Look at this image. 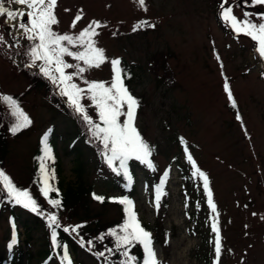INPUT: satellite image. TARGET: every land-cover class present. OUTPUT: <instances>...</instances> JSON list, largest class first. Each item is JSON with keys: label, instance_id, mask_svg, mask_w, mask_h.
Returning <instances> with one entry per match:
<instances>
[{"label": "rangeland", "instance_id": "1", "mask_svg": "<svg viewBox=\"0 0 264 264\" xmlns=\"http://www.w3.org/2000/svg\"><path fill=\"white\" fill-rule=\"evenodd\" d=\"M221 3L222 0H145V7H140L137 0H57L54 10L58 23L52 27L59 34L75 37L94 21L101 25L93 40L96 47L104 50L107 61L98 68L86 69L83 78H74L79 87L87 88L84 80L110 83L112 59H119L121 66L128 64L132 70L128 90L139 101L135 127L153 147L154 158L151 170L136 168V192L131 200L143 227L150 230L160 264H213V219L221 237L219 264H264V61L254 55V45L248 37L236 36L221 19ZM5 7L27 11L13 3ZM225 7H231L238 18L249 13L253 23L264 22L260 19L264 5H252L251 0H227ZM77 14L82 19L72 27ZM26 17L6 22L0 16V36L12 48L17 49V35L21 33L13 25L27 24ZM141 21L155 27L141 26L133 31ZM69 47L71 51L83 50ZM64 59L77 63L71 57ZM20 67L19 56L12 55L11 60L0 57V97L20 95L34 123L27 133L8 140L2 159L5 174L19 189H26L39 140L45 131L54 129L57 139L47 146L50 150L56 146L59 178L64 184L83 181L98 195L118 197V183L106 169L96 167L92 150L82 141H75V135H66L77 128L49 108L41 90L29 89L32 82L21 75ZM225 81L236 107L229 102ZM81 103L97 121L87 93ZM72 146L78 151L69 152ZM187 155L208 177L215 213L209 208L203 181ZM82 162L83 179L78 175ZM165 172L169 173L167 188L159 193L157 208V189L164 184H158L156 190L155 186ZM31 193L41 210L37 214L45 222L43 225L48 227L47 215L55 214L62 230L67 227V233L75 239L79 237L81 244L87 243L79 228L71 230L80 226L78 217L49 205L38 197L35 188ZM90 208L105 224L122 223L124 212L115 202L92 204ZM18 224L20 243L9 248L12 221L7 213L0 214V260L4 263L10 256H17L21 247L26 249L23 229ZM46 227L31 234L29 264H38ZM74 257L77 264H97L82 247Z\"/></svg>", "mask_w": 264, "mask_h": 264}, {"label": "snow or ice", "instance_id": "2", "mask_svg": "<svg viewBox=\"0 0 264 264\" xmlns=\"http://www.w3.org/2000/svg\"><path fill=\"white\" fill-rule=\"evenodd\" d=\"M137 2L140 7H145V0H137ZM11 3L24 6L27 9L25 12L18 9L6 8L3 0H0V16L5 17L6 22L18 19L22 21L24 16L28 18L27 24L20 22L13 25L18 30H22L25 39L32 42L25 53L29 58L25 67L38 68L39 73L57 87L59 94L66 98L68 105L74 109L75 113L88 126L91 137L102 145L100 154L108 166L117 172L118 175L122 172L126 180L131 179L127 169V161L130 159L135 158L142 163H146L149 168H153L151 161L148 159L151 155V148L143 140L135 127L136 110L139 107V101L130 93L124 83V80L130 78V76L121 67V61L119 59H112L110 61L113 73L110 83L84 80L83 83L87 85V88H81L73 82L74 78H83L86 69L98 68L107 61L104 50L96 47L93 40V37L98 35L96 28L101 26L100 22L94 21L90 23L88 27L80 31L75 37L69 34H59L52 27L58 23L54 12L57 0H11ZM226 3L227 0H222L220 5L221 19L231 27L236 36L243 35L248 37L253 42L254 55L258 56L261 61H264V22L253 23L248 19L249 13H245L244 18H238L233 14L231 7H225ZM251 4L264 5V0H251ZM81 19L82 16L77 14L72 22V27H75L76 23ZM260 19L264 20V14L260 15ZM141 26L155 27V25L149 24L147 21H141L140 24L133 27V31H136ZM0 42H3V36H0ZM69 46H79L83 50L71 51ZM65 56L71 57L77 63L70 64L66 62ZM216 58L219 60V56ZM80 62L84 66H81ZM68 69H75V71L68 72ZM261 75L264 76V72ZM224 89L229 102L233 107H236L227 81H225ZM85 93H87V99L91 102V106L96 109L98 122L86 112L85 107L81 103V100L85 98ZM0 99L9 104L12 115L16 118V122L10 128L13 135L31 125V119L22 111L12 97L2 96ZM121 117H124L123 121H121ZM237 119H241L238 113ZM46 136L47 134L41 141L44 145V157L41 158L42 162L40 164L39 183L42 185L40 192L47 199L49 205L59 209L61 201L59 199H52L49 196V193L55 189L49 184V174L43 163L44 158H51V150L47 147ZM180 140L183 144L184 140L182 137ZM185 152L187 153L186 148ZM187 159L192 162L195 173H198L203 181L209 208L215 213L216 206L212 201L207 175L196 167L191 155H187ZM117 161L119 162L118 168L114 167V163ZM164 175L166 176L167 172ZM51 178L54 179V176ZM164 183L165 181L162 178L160 185L163 186ZM0 184L3 185L7 196L15 204L21 205L32 212L39 213L41 211L37 201L29 191L15 186L10 177L3 171H0ZM56 191L58 196L59 192L58 190ZM157 192L156 206L158 208L161 188H158ZM93 198L101 203L104 202V197L102 196L94 194ZM115 202L124 205L125 218L121 225L109 230L108 235L114 237L115 244L114 248H109L107 251L110 254L120 252V255L124 258L120 261V264H160L157 259V253L153 248L151 233L140 222L134 210L133 201L125 197ZM47 220L49 227H60L55 214L47 215ZM79 227L81 226H75L71 230L75 232ZM55 228H53L51 233L54 248L57 246ZM211 228L212 232L215 233L213 264H219L222 245L219 228L215 219H213ZM63 230L65 232L69 231L67 227ZM16 243L17 240L15 234H13L9 248ZM87 243L91 245L92 241H88ZM137 244L141 246L143 252V258L139 261L136 256L131 254L132 247ZM97 255L104 256L105 253L100 252ZM63 260L67 264H71L66 247L64 248Z\"/></svg>", "mask_w": 264, "mask_h": 264}, {"label": "trees", "instance_id": "3", "mask_svg": "<svg viewBox=\"0 0 264 264\" xmlns=\"http://www.w3.org/2000/svg\"><path fill=\"white\" fill-rule=\"evenodd\" d=\"M3 3L5 6L7 3H11V0H3ZM26 22H28V18H26ZM17 41H18L17 49L10 47L9 45L10 43L8 44L4 40L3 42H0V57L9 60L12 59V55L20 57L21 67L18 70L21 73V75H23L24 77H26L27 80L32 82V85L29 87V89L34 90V87H37L39 90H41L42 94H44L45 97L47 98V101L50 105L49 108L57 112L58 114H61V116L68 118L72 122V124L77 128L78 132L77 131L73 132L74 134L66 133V135H68L69 137L75 135V139H74L75 141H82L83 143H85V146L88 149H90V151L92 150V153L94 154L96 161V167L98 169H106V171L115 180V182L118 183L120 194L118 197H114L113 199L106 198L104 195L102 196L96 194L90 185H86L83 181L79 182L78 180L77 182H74L72 184L65 185L63 180L59 178V175L61 174L60 163H59L60 160L56 155V146H54L53 149H51V158L43 159V163L45 164V168L49 174V184L52 186L53 189H55L49 193V196L52 199H59L61 201L60 210L62 212L79 218L80 222L78 224H80L81 226L79 227L80 236L81 238L86 239L87 242L92 241V244L89 245L88 243H86L85 245L83 244L82 246L79 237H77L76 240L71 234L63 231L61 227L59 228H55V226L46 227L45 224L43 225V223L45 222L37 213H34L29 209L24 208L21 205L15 204L14 201L7 196V192L3 188V185L0 184V214L4 212L7 213L10 217V220L12 221L13 234H15L17 240V243L15 245H19L20 243L19 241L20 231L18 226L19 225L18 223L20 222V226L23 229V234L25 237L22 242L24 244V247L26 248L24 250L21 247L19 250V254L17 256H10L9 262L7 261L5 263L2 262V260H0V264H29L28 258L29 257L31 258L32 255V253L29 252L28 250V244L31 240V234L33 232L39 231L40 229L43 230V226L46 227L45 229L46 232L43 233V237H42L43 247L41 248V251L38 253L39 256L37 260L38 264H49L50 262H52L53 264H67V262L63 260L65 247L67 248L68 257L69 260L71 261V264H77L76 258L75 257L73 258V256L77 254V250H81V247L84 250H86L88 253H90L93 256V258H95L97 264H120V261L124 259L120 255V252H114L113 254H110L107 251V249L109 248H114V244H115L114 237L108 235V232L110 229L117 228L119 225L110 226V224L103 223L100 216L97 213L92 212L90 207L92 204H99L101 206H104L106 205V203L115 202L125 197L131 200L132 196L136 192V175H135L136 168H140L143 170H151L152 168H149L146 163H142L140 160L133 158L127 161V169L131 177L130 180H126L122 172L121 174L118 175L117 172L113 171V169L108 166V164L104 161L103 157L100 154L102 151V145L91 137V134L88 131V126L80 118V116L75 113L74 109L65 103L66 98L62 97L59 94L57 87L54 86L49 80L44 78L43 75H41L39 72H35L33 68L25 67V64L29 60L28 56L25 55V53L27 52L28 48L31 46L32 42L25 39L24 36L17 37ZM121 67L130 76V78H126L124 80V83L128 88L129 83L133 78V73L128 64H123ZM5 96L12 97L18 103L22 111L29 117V113L25 110V106L23 104L20 95H5ZM85 110H86V106H85ZM86 112L88 113L87 110ZM31 121L32 123L29 127L13 135L12 132L10 131V128L16 122V118L12 115V110L9 104L3 99H0V171H3L5 173L4 169L2 168V159L6 153V150L8 149V140L10 138H15L19 135L25 134L28 131H30L33 128V124H34L32 119ZM56 132L57 130L54 131V129L48 132L45 131L44 134L41 136L39 143L37 145L38 150L36 149L37 151L33 159V167H32L33 171L30 178V184L28 187H26V189H24L29 191V193L32 195L33 198L34 195L31 193V190H34L35 188L38 197L47 200L40 192V188L42 185L39 183L40 164L42 162L41 158L44 157V151H43L44 145L41 143V141L43 138H45V135L47 134L46 143L48 144L50 142L51 144H53V141L57 139L55 135ZM150 148H151V155L148 157V159L151 161L153 165L154 149L152 146H150ZM73 151H78V149L72 146L69 149V152H73ZM80 155L82 156L81 153ZM114 167L117 168L119 167L118 161L114 163ZM84 171H85V167L82 162V164L78 169V175L82 179H83L82 176L85 173ZM52 176H54V179L51 178ZM162 178L164 179L165 183L164 186L161 188V192H163L165 188H167L166 185L168 179V172L167 175L166 176L164 175ZM158 184L160 183L156 184L155 190L156 188H158ZM56 190H58L59 192L58 196ZM94 194L104 197V202L101 203L100 201L94 199L93 198ZM115 204L119 205L120 208H122V210L124 209V205H121L118 202H115ZM78 214L80 215L78 216ZM124 218H125V213L123 220ZM53 228H55L57 234L56 235L57 246L55 248L53 247L52 236H51ZM146 230L150 232L149 229L146 228ZM152 241L154 240L152 239ZM93 247H97L98 250L96 251ZM100 252H104L105 255L98 256L97 254ZM131 254L136 256L138 258V261L142 260L143 252L141 246L137 244L134 247H132Z\"/></svg>", "mask_w": 264, "mask_h": 264}]
</instances>
